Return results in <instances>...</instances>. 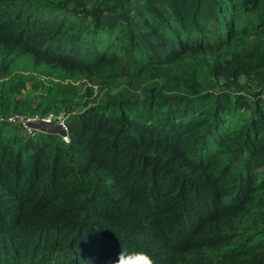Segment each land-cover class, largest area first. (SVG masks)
I'll use <instances>...</instances> for the list:
<instances>
[{"label": "trees", "instance_id": "16d2710c", "mask_svg": "<svg viewBox=\"0 0 264 264\" xmlns=\"http://www.w3.org/2000/svg\"><path fill=\"white\" fill-rule=\"evenodd\" d=\"M0 264H264V0H0Z\"/></svg>", "mask_w": 264, "mask_h": 264}, {"label": "built area", "instance_id": "2783aa9c", "mask_svg": "<svg viewBox=\"0 0 264 264\" xmlns=\"http://www.w3.org/2000/svg\"><path fill=\"white\" fill-rule=\"evenodd\" d=\"M55 116V115H54ZM53 114L48 115L47 118H43L40 114H24V113H10V114H0V123H8L15 126H22L26 129V132L29 136H35L39 132V127L43 126L42 121L54 120ZM55 120L60 119V125L64 129L63 137L65 140L68 139L67 127L65 124V116L61 114L57 116Z\"/></svg>", "mask_w": 264, "mask_h": 264}, {"label": "clouds", "instance_id": "9594fccd", "mask_svg": "<svg viewBox=\"0 0 264 264\" xmlns=\"http://www.w3.org/2000/svg\"><path fill=\"white\" fill-rule=\"evenodd\" d=\"M112 264H158L156 254L151 249L128 251L122 247Z\"/></svg>", "mask_w": 264, "mask_h": 264}, {"label": "rangeland", "instance_id": "374dc122", "mask_svg": "<svg viewBox=\"0 0 264 264\" xmlns=\"http://www.w3.org/2000/svg\"><path fill=\"white\" fill-rule=\"evenodd\" d=\"M43 118H47L48 115H42ZM54 116V115H53ZM65 116V115H64ZM56 118H58L57 116H54L53 119L54 120H49V121H42L41 123H43V126L39 127V131H43V130H47V129H52L53 131H57L59 133L63 134V128L60 125V119L55 120Z\"/></svg>", "mask_w": 264, "mask_h": 264}]
</instances>
